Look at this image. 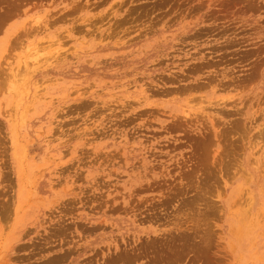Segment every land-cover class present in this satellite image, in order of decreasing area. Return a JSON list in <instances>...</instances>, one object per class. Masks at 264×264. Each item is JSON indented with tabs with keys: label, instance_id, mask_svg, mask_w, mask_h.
<instances>
[{
	"label": "rangeland",
	"instance_id": "rangeland-1",
	"mask_svg": "<svg viewBox=\"0 0 264 264\" xmlns=\"http://www.w3.org/2000/svg\"><path fill=\"white\" fill-rule=\"evenodd\" d=\"M0 264H264V0H0Z\"/></svg>",
	"mask_w": 264,
	"mask_h": 264
}]
</instances>
